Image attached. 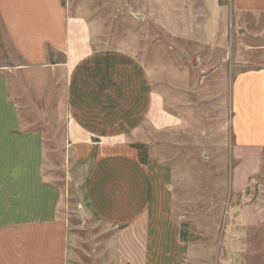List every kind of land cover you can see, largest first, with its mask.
I'll return each instance as SVG.
<instances>
[{
  "label": "crops",
  "instance_id": "1",
  "mask_svg": "<svg viewBox=\"0 0 264 264\" xmlns=\"http://www.w3.org/2000/svg\"><path fill=\"white\" fill-rule=\"evenodd\" d=\"M176 4L187 21L182 35L193 50L176 52L174 59L198 62L181 72L161 63L151 68L132 52L94 49L89 23L63 0H0V28L20 61L0 60V264H75L77 235L68 212L69 190L75 189L82 216L111 231L112 264L192 262L174 215L172 172L157 157L161 137L182 122L169 111L161 86L169 76L207 78L237 70L228 116L237 161L234 190L241 192L259 174L264 0ZM32 96L45 106L41 115L49 110L62 124L59 140L41 127L47 124L41 117L32 127L27 122ZM135 145L147 150L145 163ZM56 156L59 166L51 160ZM60 169L62 179L56 176ZM257 206L242 219L262 234L264 196ZM150 244L157 260L151 259ZM162 244L172 247L165 260ZM258 260L264 264V249Z\"/></svg>",
  "mask_w": 264,
  "mask_h": 264
},
{
  "label": "rangeland",
  "instance_id": "2",
  "mask_svg": "<svg viewBox=\"0 0 264 264\" xmlns=\"http://www.w3.org/2000/svg\"><path fill=\"white\" fill-rule=\"evenodd\" d=\"M176 1L63 0L74 14L89 23L94 49L132 52L151 68L161 63L181 72L198 62L174 59L176 52L193 50L182 35L187 21L181 16V6ZM159 51L162 60H158ZM201 53L205 58V52ZM0 56L2 63L20 62L1 28ZM204 67L205 61H202L201 68ZM236 71L230 68L228 74L223 71L207 78L169 76L161 83L171 106L169 111L182 118L178 130L168 131L161 137L164 143L158 142L157 157L172 172L174 215L179 218L185 242L191 246L189 264H260L258 256L264 249V233L260 234L254 225H247L242 219L243 215L251 214L264 196V161L259 174L241 192L233 187L237 161L231 153L233 141L228 116L230 85ZM153 79L157 85V78ZM31 100L30 109L26 110L31 127L42 118L47 123L41 125L45 132L57 136L58 140L62 138L60 121L49 110L47 115H41L38 111L45 106L37 97L32 96ZM48 143L55 150V145ZM51 160L59 166L58 156ZM56 176L64 177L61 169ZM78 196L77 189L69 190V221L77 235L73 249L75 264H112L111 231L97 220L82 216ZM150 245L151 259L157 260ZM162 248L165 260L172 247L162 244Z\"/></svg>",
  "mask_w": 264,
  "mask_h": 264
},
{
  "label": "trees",
  "instance_id": "3",
  "mask_svg": "<svg viewBox=\"0 0 264 264\" xmlns=\"http://www.w3.org/2000/svg\"><path fill=\"white\" fill-rule=\"evenodd\" d=\"M133 147H135V148L138 149V151H139V158H140V161H141L142 163H145L146 160H147V154H146V149H145V147L142 146V145H135V146H133ZM180 237H181V240H182L183 242L186 241V238H185V236L183 235L182 232H181Z\"/></svg>",
  "mask_w": 264,
  "mask_h": 264
}]
</instances>
